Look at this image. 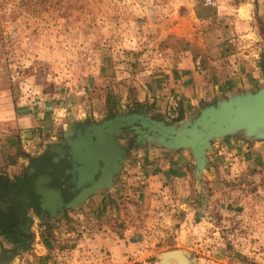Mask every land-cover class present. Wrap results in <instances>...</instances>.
I'll return each instance as SVG.
<instances>
[{
    "label": "rangeland",
    "instance_id": "374dc122",
    "mask_svg": "<svg viewBox=\"0 0 264 264\" xmlns=\"http://www.w3.org/2000/svg\"><path fill=\"white\" fill-rule=\"evenodd\" d=\"M256 32L264 33V0H0V184L26 173L29 160L15 150L23 153L27 116L55 112L57 124L79 130L134 115L180 124L179 117L155 113L150 80L189 68L204 100L211 98L236 74L218 76L213 64L246 70L264 64V38ZM258 73L245 90L202 99L189 120L236 94L264 89V67ZM133 127L103 130L102 139L123 137L124 129L133 139L111 189L40 219L13 264H178L163 262L170 252H179L183 264H264V160L252 149L264 141L242 134L213 140L200 177L194 166L185 184H172L133 153L140 143ZM93 138L72 150L79 180L88 168L97 170L76 165L98 154L84 151Z\"/></svg>",
    "mask_w": 264,
    "mask_h": 264
},
{
    "label": "crops",
    "instance_id": "0c3cea01",
    "mask_svg": "<svg viewBox=\"0 0 264 264\" xmlns=\"http://www.w3.org/2000/svg\"><path fill=\"white\" fill-rule=\"evenodd\" d=\"M256 35H260V37L264 38V33L262 32H256ZM259 64V67L257 66V64H253L252 68H247L248 70L240 67L239 65H232V68H230L229 66H224L221 62L213 64V67L216 69L218 76H223V72L226 71H236V74H234V76H231L232 78L230 77L228 80H225L226 82H220L218 84V87L214 88L218 90L217 93H215V95H211V98H208L209 96H206L205 100L203 98L202 88L199 87L200 78L194 70L188 68L183 71H162L164 73L162 76L154 77L152 80H150L152 96L151 102L155 103V105L153 106L156 109L155 113L161 114V117L162 115H167V117L171 119L179 117L182 121L189 120L197 113L198 104L202 99L204 101H209L212 99V97L221 95L228 96L231 93L245 90L244 88L246 87V83L249 79L254 80L255 83L256 80L259 79L258 71H260L262 67H264V64ZM261 82L262 79L258 81L259 84ZM154 98H156V100H154ZM46 113L47 112L44 111L40 112L36 116H27L25 119L30 123L31 126H28L27 124L30 129H27V126L26 128H20L23 129L22 133L20 132V135L22 134V136H20V143L22 144L21 148L23 149V154L29 160L25 163L27 167L31 160L41 157V155H43V153H45L48 148H52L56 144L58 140L57 138L60 134L66 135V133H69L70 126L65 129L64 123L61 122L62 124H57V120L54 116L56 115L55 112H51L52 114H49V116ZM79 121L83 120L81 119ZM51 122L54 124L52 125ZM31 141L34 143L35 141H38L40 144L36 147L35 145H32L31 147ZM234 141H237L238 143L239 140ZM239 142L245 143L242 141ZM25 145H28L30 149L28 146V149H26ZM18 149L20 150V152H22L19 146ZM252 149H256L254 151H257V154L259 153L258 156L261 157L260 159L264 160V142L253 144ZM132 151L133 153H140V155H142V162L145 165L149 166L152 174L160 176L161 178L163 176L168 177V183L185 184V181L189 180L191 174H193L194 162L189 152H166L163 149L153 145L139 146L138 149H132ZM51 156H53V153ZM50 177H52L51 179H53L54 176L50 174V176H47L45 178L47 181H49ZM46 180H41L40 182L36 183L34 182L32 186L28 185L22 193L16 192L12 197L13 199H16L12 202H16L17 199L22 200L24 203V208L28 209V216L32 221V226L30 227L29 231H32L34 227H37V223H39L40 219H45L35 212V203L33 202V199H36L37 196H40L44 199L51 198L50 194L54 191L46 188ZM33 185L39 188L37 194H33V192L31 191ZM43 200L41 199L39 202L41 205V202ZM42 210L45 209L42 208ZM11 247V244L4 241L3 237H0V252L8 251ZM15 259L16 255L12 257L9 264H13Z\"/></svg>",
    "mask_w": 264,
    "mask_h": 264
},
{
    "label": "water",
    "instance_id": "95a60500",
    "mask_svg": "<svg viewBox=\"0 0 264 264\" xmlns=\"http://www.w3.org/2000/svg\"><path fill=\"white\" fill-rule=\"evenodd\" d=\"M133 127L135 134L139 136L138 146L153 145L163 149L166 152L177 150L188 151L194 161V176L200 177L201 172L206 167V155L210 150V144L213 140H221L226 136L242 134L247 139L264 141V89L255 94L245 93L236 94L227 100L217 103L216 107H210L202 110L198 116L192 120H186L177 125H165L156 123L146 116H130L113 124L111 121L103 123L102 126L92 127V136L96 137L101 145H104L102 139L104 129L114 125L115 127ZM112 142V139L109 138ZM108 149V153H98L93 158L94 168L97 169V161L103 160L111 163L113 154L117 150V145ZM106 152V151H105ZM76 156L82 157L76 151ZM117 168L112 172L103 173L98 184L92 189L83 191L77 196L70 208H75L83 203L91 194L101 189H111L112 175L116 173ZM39 188L33 185L31 191L38 193ZM42 208L52 211L54 202L51 198H45L42 202ZM170 259L178 264H183L184 260L179 252H170L163 255V262Z\"/></svg>",
    "mask_w": 264,
    "mask_h": 264
},
{
    "label": "flooded vegetation",
    "instance_id": "af4514ba",
    "mask_svg": "<svg viewBox=\"0 0 264 264\" xmlns=\"http://www.w3.org/2000/svg\"><path fill=\"white\" fill-rule=\"evenodd\" d=\"M89 129V125L82 127V130H79L75 127H69V133L65 136L59 137L56 144L36 159H33L29 162V165L26 169V173L21 181L13 183L11 185L6 184V186L0 184V226L3 228V236L6 242L12 245L10 250L0 252V264H6L12 259L16 251L22 249V247L29 242V230L32 226L31 218L28 216V209L24 208V203L22 200L17 199L20 203V212H16L15 206L12 204V201L16 200L12 197L17 192V189H21V193L24 191L27 186H32L35 182L45 181L47 176L52 174L54 177H50V180L46 183V188L53 190L54 192L50 194L54 202V211L53 213L48 212V210H42L40 200L44 199L42 197H36L35 212L45 219H49L51 215H59L64 212V207L66 204L70 203L77 196H79L83 191L92 189L95 184H98V181L103 173L112 172L114 168L120 166L121 152L123 150H129V147L133 144V139L128 140L127 135L130 133L128 130L124 129L123 137L114 136L111 134L113 142L109 141V138L105 137L104 145H96V137H94L90 145L86 143L84 151H98V153H105L108 149H111L116 143L117 150L113 158V166L106 163L103 160L97 161V170L93 172L88 167L94 165V162H83L80 160V163L76 164L78 168L86 169V173L83 175V178L79 180L78 171L75 170L72 150L77 147L78 144H82L87 139V136L92 133V130ZM107 135V134H106ZM114 136V137H113ZM110 138V139H111ZM115 141V142H114ZM48 151L53 153V156L49 157L47 154ZM107 153V152H106ZM54 158V159H53ZM54 163V164H51ZM53 165V167L51 166ZM76 168V169H78ZM77 171V172H76ZM13 239L16 243L10 241Z\"/></svg>",
    "mask_w": 264,
    "mask_h": 264
},
{
    "label": "trees",
    "instance_id": "16d2710c",
    "mask_svg": "<svg viewBox=\"0 0 264 264\" xmlns=\"http://www.w3.org/2000/svg\"><path fill=\"white\" fill-rule=\"evenodd\" d=\"M16 155L17 154H19V153H21L23 156H25L22 152H20V150L18 149V148H16ZM26 157V156H25ZM13 203V205L15 206V210H16V212L18 213V212H20V203H19V201H16V202H12Z\"/></svg>",
    "mask_w": 264,
    "mask_h": 264
},
{
    "label": "built area",
    "instance_id": "2783aa9c",
    "mask_svg": "<svg viewBox=\"0 0 264 264\" xmlns=\"http://www.w3.org/2000/svg\"><path fill=\"white\" fill-rule=\"evenodd\" d=\"M209 3V2H208Z\"/></svg>",
    "mask_w": 264,
    "mask_h": 264
}]
</instances>
